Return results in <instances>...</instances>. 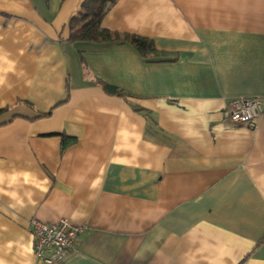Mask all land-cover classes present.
<instances>
[{
	"label": "crops",
	"instance_id": "obj_1",
	"mask_svg": "<svg viewBox=\"0 0 264 264\" xmlns=\"http://www.w3.org/2000/svg\"><path fill=\"white\" fill-rule=\"evenodd\" d=\"M85 1L0 0V264L32 219L86 228L58 264H264V0H113L153 56L72 41Z\"/></svg>",
	"mask_w": 264,
	"mask_h": 264
},
{
	"label": "built area",
	"instance_id": "obj_2",
	"mask_svg": "<svg viewBox=\"0 0 264 264\" xmlns=\"http://www.w3.org/2000/svg\"><path fill=\"white\" fill-rule=\"evenodd\" d=\"M229 118L234 124L247 123L249 128L256 129L264 118V98H239L229 106ZM35 246L34 255L46 264H58L65 260L66 253L86 231L67 220L59 224L41 222L37 219L30 221Z\"/></svg>",
	"mask_w": 264,
	"mask_h": 264
},
{
	"label": "trees",
	"instance_id": "obj_3",
	"mask_svg": "<svg viewBox=\"0 0 264 264\" xmlns=\"http://www.w3.org/2000/svg\"><path fill=\"white\" fill-rule=\"evenodd\" d=\"M113 0H86L78 18H74L70 27L72 29V41L88 42H130L137 46L145 55H155L156 51L145 44V41L129 35H120L108 31L102 27V22ZM109 89H114L107 86Z\"/></svg>",
	"mask_w": 264,
	"mask_h": 264
}]
</instances>
